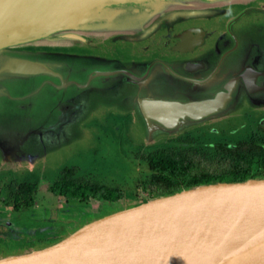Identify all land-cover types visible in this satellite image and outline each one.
<instances>
[{"label": "water", "instance_id": "1", "mask_svg": "<svg viewBox=\"0 0 264 264\" xmlns=\"http://www.w3.org/2000/svg\"><path fill=\"white\" fill-rule=\"evenodd\" d=\"M254 1L0 0V165L37 167L108 112L131 115L130 132L145 144L264 112V27L250 18L264 6H242ZM32 44L75 50L11 49ZM113 48L126 58L104 53ZM244 258L264 264V177L156 196L0 264Z\"/></svg>", "mask_w": 264, "mask_h": 264}, {"label": "trees", "instance_id": "2", "mask_svg": "<svg viewBox=\"0 0 264 264\" xmlns=\"http://www.w3.org/2000/svg\"><path fill=\"white\" fill-rule=\"evenodd\" d=\"M113 117L115 118L114 126L119 128L117 132L114 130L112 132L115 138L132 140L133 136L129 133L131 115L121 114L113 115ZM128 120L129 131L127 132ZM119 121L123 123L121 127L118 124ZM218 128L219 126H211L209 130L204 131V135L208 132L216 133ZM200 132L201 127H197L184 131L179 136L168 137L153 144L143 143L147 148L137 149L133 153L136 164L131 165L134 171L138 164L141 171L148 172L143 179L137 173L141 188L149 190L151 194H157L155 196H160L164 192L172 193L198 184L264 177V129L258 127L249 137L239 139L232 144L221 140L207 142L199 134ZM118 148L121 146L117 143L114 149L118 151ZM122 151L119 152L125 159L123 147ZM124 162L126 163L125 160ZM202 163L212 169L200 170ZM255 166L263 167V170H255ZM39 169L40 167H34L20 170L26 172L24 177L12 178L4 184L3 190L12 201L14 214L24 209L29 211L33 206L40 181ZM119 173L122 176L117 177ZM126 182L127 178L123 169L118 170L116 175L102 173L100 177L89 178L88 174L80 172L77 166L63 165L55 175L51 190L64 197L79 198L81 201L94 198L122 202L132 195V189L127 188ZM155 190H157L156 193ZM129 206L132 205L127 207ZM29 244L32 245L33 242Z\"/></svg>", "mask_w": 264, "mask_h": 264}, {"label": "rangeland", "instance_id": "3", "mask_svg": "<svg viewBox=\"0 0 264 264\" xmlns=\"http://www.w3.org/2000/svg\"><path fill=\"white\" fill-rule=\"evenodd\" d=\"M263 8V7H262ZM6 14V13H1ZM74 47H58V46H48V45H16L12 46V50H27V51H74L75 49H72ZM106 50V49H105ZM78 52V51H77ZM105 54L119 57V58H126L125 51L116 50L113 49H107L104 51ZM129 56V55H128ZM82 103L85 101V97L81 98ZM101 105L97 104L95 106H91V111L99 109ZM49 106L46 105L45 108H48ZM90 109V108H89ZM262 112H255L256 114L253 119L249 120V123L241 128L239 127L241 121L243 122L242 116L238 115L234 117V119H230L228 122H225L223 124H218L219 128L216 133H209L204 135L205 130H209L211 127H201V132L199 133L204 140L207 142H212L216 140H221L223 142L227 143H234L235 141L239 139H245L250 136L251 132L257 129L258 127H261L264 129V121L260 120L258 122L257 117L262 116L258 115ZM104 115V114H102ZM96 116L89 119L90 121L92 119H96L101 117ZM88 120V121H89ZM104 123H109V120H102ZM87 123V122H86ZM86 123H84L85 129H81V131L77 130L74 132L73 136L80 135L82 133L81 139L79 138V141L73 144L72 146L64 147L61 151L56 152V154L50 153L46 156L45 160L40 163V168H43V170L49 172V173H56V171L61 167V165H75L80 170V172H85L88 174L89 178L91 177H100V175L106 174L109 171H115V170H121L123 169L124 174L127 178L126 186L129 189H132L131 196L127 198L126 201L122 202H111V201H105V200H96V199H89L87 201H66L65 199H61L60 197H57L56 195H53L50 192L51 187V178L45 177L47 172H43L41 179V185L38 189V192L35 197V204L31 212L33 213V217L37 219V221L40 220H47L49 222L44 223H51V225L54 226V229L58 231V238H54V240L48 241L45 244H38L34 246V248H39L42 246H45L48 243H51L53 241H56L58 239L63 238L64 236L68 235L72 231H74L76 228L80 227V224L87 223L93 219L102 217L106 214L112 213L114 211L123 209L127 207L128 205L138 204L141 202H144L146 200H149L151 198L156 197L157 194H151L149 190L141 188L139 185V181L137 180L136 175L134 174V169L131 165L136 164L135 159H133V153L137 150H144V148H147L146 145H143V139L141 132H135L133 135L129 131L130 135L133 136L132 140H129V144L126 145V148H124L126 159L128 160L127 164H122L120 160H122L123 154L119 152L122 151V148H118V151L115 149L113 150V147L111 146L110 142V133L107 131H99L96 133V136L94 138V133L91 131L87 126ZM215 126V127H218ZM215 132V131H214ZM198 135V134H197ZM128 143V142H127ZM123 152V151H122ZM200 170H210L212 169L210 166H206L205 164L200 165ZM255 170H263V167L259 168L258 166H255ZM141 177L144 178L148 175V172L146 171H140L139 172ZM119 175L122 176L121 173L117 174V177ZM10 176H1L0 177V185L1 182L5 179H9ZM4 180V181H5ZM3 193V191H1ZM157 190H155V193ZM0 193V205L3 206L2 209L6 210L7 212H11V203L7 201V199H4V195ZM168 194L167 192H164L162 195ZM74 206H82L77 207V209L81 211H67V209L62 208H73ZM74 210V209H73ZM29 212V211H28ZM26 215V213H24ZM28 219V218H27ZM52 220V221H51ZM60 220L64 221L61 222ZM42 222V221H40ZM53 222H55L53 224ZM35 221H30L29 224H36ZM10 229H13V227H10ZM11 233V230L9 231ZM6 235V234H5ZM11 243H0V257L18 253V250H15ZM29 250V249H27ZM20 251V250H19Z\"/></svg>", "mask_w": 264, "mask_h": 264}, {"label": "flooded vegetation", "instance_id": "4", "mask_svg": "<svg viewBox=\"0 0 264 264\" xmlns=\"http://www.w3.org/2000/svg\"><path fill=\"white\" fill-rule=\"evenodd\" d=\"M243 7H261V6H264V0H259V1H254V2H250V3H246L245 5H242ZM251 19L255 20V21H258V22H261V27H264V15H259V13H255L254 16L250 17ZM255 112L251 111V110H246L244 112V114L242 115V119L243 122L241 121L239 127H236V128H241L243 126H245L246 124L249 123V120L250 119H253L255 118L254 116L256 114H254ZM113 115H120V114H115V113H106L104 115H102L101 117L99 118H96V119H92L91 121H87L86 123V126L91 130L93 131V135H94V138L96 136V133L99 132V131H107L110 133V144L111 146L113 147V150L114 148L117 146V143L121 146V148H126V145L129 144V140H122L121 138L119 139H116L115 138V134H112L113 130L115 132H117L119 130V128L117 126H114V123H115V118L113 117ZM258 115H262V116H259L257 117V120L258 122L260 120H263L264 121V112H262L261 114H258ZM124 116V115H123ZM109 120V123H104L102 120ZM118 124L120 125V127L123 125L122 122H118ZM213 130H215L214 128H211ZM126 131L128 132L129 131V120L126 122ZM128 142V143H127ZM126 152V151H125ZM122 154V153H121ZM125 159H123L122 157V160H120V162L122 164H124V160L126 161L125 164H127L128 160L126 159V156H124ZM136 162V160H135ZM66 165V164H64ZM63 165H61L62 167ZM60 169V168H59ZM59 169L56 171V173L59 171ZM136 171H134V174L136 175L137 177V173H139L141 170H140V167L139 165L137 164L136 165V168H135ZM40 171V181L39 183L41 182V179L42 177H44L42 175V173L45 171L43 170V168H40L39 169ZM47 173L45 177L47 178H51L52 180V184H51V187L53 186V183H54V179H55V175L56 173H49L46 169ZM118 172V170H115V171H109L107 173V175H116V173ZM142 172V171H141ZM11 174V175H10ZM26 175V172H22L20 171L19 169L17 168H9L7 169L6 171L4 172H0V177L1 176H10L9 179L7 180H3L1 182V185H0V193H2L1 191H3V195H4V199H7V201H9V203H11V208H12V211L10 212H6V210H3L1 213H7L4 215V218L0 217V243H11L13 244V248L15 250H18V252H22V251H25L27 249H32L34 248V246L38 245V244H45L47 243L48 241H51V240H54V238H58L57 235L59 234L58 231L56 229H54V226L51 225V223H48L47 225L45 226H42L41 229L39 228L37 230V228H32V227H28L26 226L24 223L21 222V219L22 218H27L26 216H29L28 219H30L31 217V208L29 209V213H28V210H22L21 212H17L16 214H14V208H13V204H12V201L6 196V192L3 190V186L6 182H9L12 178H16V177H24ZM140 175V173H139ZM142 178V177H141ZM143 179V178H142ZM38 187H39V184H38ZM50 187V188H51ZM38 190V188H37ZM50 192L53 194V195H56L57 197H63V198H66V201H74V200H79L81 201L79 198H68V197H64L62 195H59L58 193L54 192L53 190L50 189ZM91 199H94V198H91ZM97 200V199H96ZM99 200V199H98ZM83 202V201H81ZM111 202H121V201H111ZM77 207H82V206H74L73 208H62V209H67V211H81L79 209H77ZM74 209V210H73ZM26 213V215L24 214ZM32 219V218H31ZM34 221H37V219L35 218ZM42 222H49L47 220H40ZM39 221V222H40ZM52 221V220H51ZM61 222H64L62 220H60ZM55 222H53L54 224ZM83 224V223H82ZM80 224V226L82 225ZM10 227H13V229H10ZM11 230V233L9 232ZM6 234V235H5ZM32 243L33 244H27V243ZM20 250V251H19Z\"/></svg>", "mask_w": 264, "mask_h": 264}, {"label": "crops", "instance_id": "5", "mask_svg": "<svg viewBox=\"0 0 264 264\" xmlns=\"http://www.w3.org/2000/svg\"><path fill=\"white\" fill-rule=\"evenodd\" d=\"M9 168H16V167H4V166H2V165H0V172H4V171H6L7 169H9ZM18 169V168H17ZM40 185H41V182L39 183V187H38V189L40 188ZM37 192H38V190H37ZM37 194V193H36ZM35 197H36V195H35ZM60 197V196H59ZM61 199L63 198V197H60ZM63 199H65L66 200V198H63ZM34 205H36L35 204V199H34V204H33V206L31 207V209H33V207H34ZM2 207L3 206H1L0 205V217H2V218H4V215L5 214H7V213H1L4 209H2ZM7 212V211H6ZM29 213V212H28ZM27 218H29V216H26ZM31 218L30 219H27V218H22L21 219V222L22 223H24L26 226H28V227H32V228H37V230L40 228L41 229V227L42 226H45V225H47L48 223H44V222H39V221H35V222H37L36 224H29L30 223V221H34V219H35V217H33V213L31 212V216H30ZM1 219V218H0ZM27 244H29V242L27 243Z\"/></svg>", "mask_w": 264, "mask_h": 264}, {"label": "bare ground", "instance_id": "6", "mask_svg": "<svg viewBox=\"0 0 264 264\" xmlns=\"http://www.w3.org/2000/svg\"><path fill=\"white\" fill-rule=\"evenodd\" d=\"M189 43V40H188V37H183V40L180 42V47H184V46H186L187 44ZM248 258H244V259H241V261H235V262H233V263H229V262H227V263H223V264H244V262L247 260Z\"/></svg>", "mask_w": 264, "mask_h": 264}]
</instances>
